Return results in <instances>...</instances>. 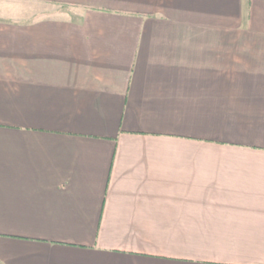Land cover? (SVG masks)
Here are the masks:
<instances>
[{
	"label": "crops",
	"instance_id": "1",
	"mask_svg": "<svg viewBox=\"0 0 264 264\" xmlns=\"http://www.w3.org/2000/svg\"><path fill=\"white\" fill-rule=\"evenodd\" d=\"M0 264H264V0H0Z\"/></svg>",
	"mask_w": 264,
	"mask_h": 264
}]
</instances>
